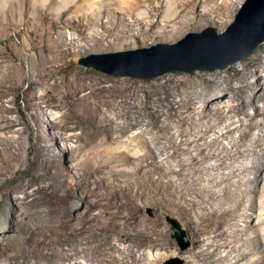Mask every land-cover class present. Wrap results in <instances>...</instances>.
Returning <instances> with one entry per match:
<instances>
[{"label": "rangeland", "instance_id": "rangeland-1", "mask_svg": "<svg viewBox=\"0 0 264 264\" xmlns=\"http://www.w3.org/2000/svg\"><path fill=\"white\" fill-rule=\"evenodd\" d=\"M86 1L70 0L55 12V23L47 18L51 8L45 12L47 17L29 19L32 26L40 24L47 32L19 27L0 31V264H49L41 253L44 237L84 230V219L92 215L89 202L95 180L103 173L114 179L119 173L135 170L138 148L125 146L110 164L93 160L87 165V153L97 150L100 143L111 146L97 124L105 123L104 114L117 115L121 124L131 121L128 115L142 119L144 124L132 130L137 134L147 124L151 129L166 119L173 112V103L196 115L221 110L231 118L212 116L203 125L213 124L222 132L227 124L239 126L223 145L244 139L251 147L247 150L248 146L240 144L247 156L243 154L235 164L236 176H240L233 177L238 181L236 187L244 188L245 176L255 177L250 171H256L253 166L260 163L254 161L263 146L254 141L264 137V42L248 57L223 69L169 72L155 78L113 75L80 63V58L90 54L174 44L207 27L223 33L246 0H164L159 15L148 25H139L129 41L117 47L111 44L117 35H109L103 41L105 46L88 40L87 27L81 21ZM184 1L194 8L179 6L170 11L175 3ZM156 2L152 0V6ZM174 28L179 32L174 33ZM216 130L209 131L208 137L216 136ZM261 172L263 176L264 167ZM263 185L262 181L260 187ZM142 197L147 222H160L176 247V253L144 251L151 256L167 253L158 264H185L193 259L187 224L176 214L162 213L157 205L159 195L155 199L144 193ZM121 211V219L134 220L129 212ZM80 260L84 262V256Z\"/></svg>", "mask_w": 264, "mask_h": 264}, {"label": "bare ground", "instance_id": "bare-ground-1", "mask_svg": "<svg viewBox=\"0 0 264 264\" xmlns=\"http://www.w3.org/2000/svg\"><path fill=\"white\" fill-rule=\"evenodd\" d=\"M69 1L0 0V31L19 27L47 32L40 24L32 26L29 19L41 17L51 8L49 17L45 16L55 23V12ZM157 2L152 6V0L86 1L81 21L87 27L88 40L105 46L103 41L109 35H117L111 43L113 46L128 42L139 25H148L150 19L159 15L164 0ZM189 3H175L169 9L172 12L179 6L193 9ZM28 11L32 17H27ZM174 29V33L179 32L178 28ZM185 102L189 104V99ZM171 107L173 112L167 114L166 119L151 129L147 124L137 134H132V130L144 124L137 116L128 115L131 121L121 124L117 115L104 114L105 123H97L106 132L111 146L102 147L100 143L97 150L87 153V165L93 160L110 164L123 146L138 148L137 165L131 173H119L114 179L110 177L112 174L103 173L95 180L89 202L92 215L84 219L82 232L44 237L45 248L41 253L49 264H158L169 250L176 253L174 241L160 227V222H147L142 212L146 206L144 193L155 199L156 194L159 195L157 205L162 213L176 214L187 224L192 240L189 253L193 259L188 258L185 264H264V203L259 204V199L261 203L264 200V185L260 187V183H264L261 172L264 137L259 136L254 141L258 142L257 146H263L260 152L256 151L254 162H260L253 166L256 171H250L255 177L245 176L247 181L241 178L246 185L238 188V181L233 179L238 176L235 164L244 154L241 147L248 145L244 139L232 141L230 146L223 145V140L240 127L227 124L222 132L213 124L203 125L204 120L212 116H217V120L231 118L221 110L213 115L206 112L196 115L183 111L175 103ZM122 115L118 113L119 117ZM176 121L174 127L172 123ZM193 124L199 128H194ZM261 124L264 125V121ZM211 130L217 131L213 138L208 137ZM241 134L243 136V132ZM121 210L129 212L134 220L121 219ZM146 248L167 253L151 256L144 251ZM90 250L95 253L91 254ZM80 255L84 256V262Z\"/></svg>", "mask_w": 264, "mask_h": 264}, {"label": "water", "instance_id": "water-1", "mask_svg": "<svg viewBox=\"0 0 264 264\" xmlns=\"http://www.w3.org/2000/svg\"><path fill=\"white\" fill-rule=\"evenodd\" d=\"M263 42L264 0H246L223 33L207 27L174 44L90 54L80 58V63L108 74L155 78L169 72L223 69L251 55Z\"/></svg>", "mask_w": 264, "mask_h": 264}]
</instances>
